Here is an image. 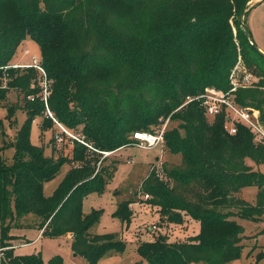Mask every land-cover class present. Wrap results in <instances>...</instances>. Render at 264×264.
Masks as SVG:
<instances>
[{"label": "trees", "instance_id": "1", "mask_svg": "<svg viewBox=\"0 0 264 264\" xmlns=\"http://www.w3.org/2000/svg\"><path fill=\"white\" fill-rule=\"evenodd\" d=\"M248 1L0 0V107L7 109L10 126L17 110L26 115L12 145V163L0 155V249L12 248L7 245L13 239L10 232L33 219L45 237L72 235L73 252L88 264H98L114 250L123 253L126 244L116 234L91 233L103 212H83L84 199L103 194L117 170L96 172L98 155L89 150L111 153L134 146V133L154 132L169 119L179 126L167 129L165 147L179 163L166 162L163 179L152 172L144 190L159 209L162 225H180L189 216L200 230L189 241L170 242L166 234H155L140 242L138 264H229L240 259L245 227L236 218L258 222L264 217V173L247 163L264 165V143L255 142L241 125L230 135L224 114L209 121L197 101L183 105L207 88L229 92L241 58L260 81L238 88L235 102L257 109L264 126V59L249 43V10L245 25L239 22ZM28 40L41 52L47 102L39 72L12 67ZM11 92L23 96V105L7 103ZM48 109L67 131L80 134L83 145L74 142L72 158L56 161L32 144L36 118L46 121L42 131L55 125ZM66 163L77 166L46 196L45 184ZM248 187L258 188L255 205L241 197ZM133 204L120 202L114 217L129 226ZM14 250L4 251L0 264H45L40 252ZM258 259L264 260V252ZM49 264H63V259L54 256Z\"/></svg>", "mask_w": 264, "mask_h": 264}, {"label": "rangeland", "instance_id": "2", "mask_svg": "<svg viewBox=\"0 0 264 264\" xmlns=\"http://www.w3.org/2000/svg\"><path fill=\"white\" fill-rule=\"evenodd\" d=\"M246 21L254 43L264 53V0L252 2ZM26 49L30 53L24 56L23 52ZM16 56L14 64L21 63L22 65H27L33 56L41 59V52L36 43L28 40L18 49ZM242 63L243 65L240 68H244V71H242L240 78L245 73H249L256 82L260 81L258 74L246 69L247 66L244 59H242ZM48 96L49 92L47 94L44 92L43 99L45 102H47ZM7 103L18 107L23 105L24 98L18 93L11 92ZM7 115V109L0 107V121L5 126V134L0 135V155L6 163L11 164L15 154L12 145L17 130L26 120V115L23 111L17 110L12 121V126H10L7 120ZM46 115L54 120L55 125H52V128L50 125L49 130L42 131L41 126L45 125L46 121L43 117L36 118L32 125V144L43 147L46 154L52 156L56 161L72 158L74 142L83 145V142L78 141L80 134L78 132L76 134L67 131L64 126L54 119L49 109ZM208 120L212 121L210 118ZM178 126L179 123L169 121L168 129L177 128ZM182 134L184 133L182 132ZM90 150L91 154L95 153L98 155V161L95 163L96 172L104 169L107 170L108 168L111 170L114 166L117 167L111 183L103 194L94 193L84 199L83 212L85 215L91 214L93 210L103 212L100 221L91 229V233L97 235L116 234L118 239L124 241L126 244V249L123 253L116 250L111 251L98 264L141 263L142 258L137 252L138 244L153 240L155 234H166L170 242H183L191 240L192 237L199 233V223L189 216H184L183 224L163 223L162 225L159 209L149 203L152 197L146 198L147 192H145L143 184L150 174L155 171L156 175L163 179V165L166 162L179 163V158L169 155L165 144L163 147L153 150H143L132 144L129 147L111 153ZM247 163L254 170L264 173V165L258 166L251 160H248ZM75 166L77 164L66 163L60 173L53 180L45 184V195H53L68 171ZM257 194L258 188L248 187L242 191L241 197L250 204L255 205ZM127 200L134 202L130 207L133 211V216L129 226L114 217L118 204ZM32 220L24 222V227L13 229L10 232L13 239L7 245L11 244L13 247H17L14 250L16 254H34L40 252L45 264H49V261L54 256H61L63 264H88L83 257L77 256L73 252L71 247L72 235L59 239H51L43 236V233H41L42 236L39 237L40 231L33 226ZM236 220L245 227L243 241L245 248L243 249L241 258L229 264H264V260L259 261L258 259L260 252H264V217L258 222L243 221L238 218ZM28 224L30 225L28 226ZM16 234H21L24 237H19ZM32 242L34 243L27 247H21L23 244ZM142 264L147 263L143 262Z\"/></svg>", "mask_w": 264, "mask_h": 264}, {"label": "built area", "instance_id": "3", "mask_svg": "<svg viewBox=\"0 0 264 264\" xmlns=\"http://www.w3.org/2000/svg\"><path fill=\"white\" fill-rule=\"evenodd\" d=\"M29 53V50L26 49L23 52V55L26 56L29 55ZM242 65V59L240 58L230 76V84L232 88L229 92H223L215 88H207L201 95L187 97L183 107L197 101L204 109L207 118L214 120L217 116L224 114V129L230 135L237 134L238 127L241 125L253 134L255 142L264 143V126L261 122L260 112L255 108L243 107L235 102L234 93L238 88L251 87L257 83L253 76L249 73H245L240 78L242 71H244V68H240ZM12 67L15 69H35L39 72L41 86L43 87L45 94L48 93L49 83L46 78L45 70L43 69L42 59L33 56L31 57L29 64H13ZM169 121V119L166 120L163 125L154 132L139 131L134 133V146L143 150H153L163 147L165 144V133L168 129ZM146 198H149V196L147 195ZM8 249H16V247L0 249V255L4 256V251Z\"/></svg>", "mask_w": 264, "mask_h": 264}, {"label": "water", "instance_id": "4", "mask_svg": "<svg viewBox=\"0 0 264 264\" xmlns=\"http://www.w3.org/2000/svg\"><path fill=\"white\" fill-rule=\"evenodd\" d=\"M255 1V0H250L246 3V5L244 6L241 14H240V17H239V22H240V25L241 26H244V19H245V16H246V13L247 11L250 9V6L252 5V2ZM247 31V35H248V39H249V43L252 47V49L255 51V53H257L259 56H261L263 59H264V53L256 46V44L254 43L253 41V38H252V34L249 30H246Z\"/></svg>", "mask_w": 264, "mask_h": 264}, {"label": "crops", "instance_id": "5", "mask_svg": "<svg viewBox=\"0 0 264 264\" xmlns=\"http://www.w3.org/2000/svg\"><path fill=\"white\" fill-rule=\"evenodd\" d=\"M42 232H40V235H39V237L40 236H42V234H41ZM16 235H18V234H16ZM19 237H24L23 235H21V234H19L18 235ZM26 238V237H25ZM71 239V238H70ZM34 242H32V243H27V244H23V245H21V247H27L28 245H31V244H33ZM16 249H17V247H16Z\"/></svg>", "mask_w": 264, "mask_h": 264}]
</instances>
